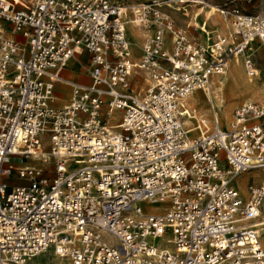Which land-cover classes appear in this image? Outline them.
Here are the masks:
<instances>
[{
    "label": "built area",
    "instance_id": "obj_1",
    "mask_svg": "<svg viewBox=\"0 0 264 264\" xmlns=\"http://www.w3.org/2000/svg\"><path fill=\"white\" fill-rule=\"evenodd\" d=\"M207 1L0 0V264L50 250L71 264H264V183L234 186L264 172V101L239 106L227 130L211 100L212 126L185 124L187 99L236 55L258 78L247 52L264 44V15L215 6L228 34L207 50L166 11ZM128 16L149 33L137 63ZM82 55L91 83L71 84L62 73ZM59 84L72 89L61 107ZM31 158L53 160L55 176ZM169 233L172 250L155 245Z\"/></svg>",
    "mask_w": 264,
    "mask_h": 264
},
{
    "label": "rangeland",
    "instance_id": "obj_2",
    "mask_svg": "<svg viewBox=\"0 0 264 264\" xmlns=\"http://www.w3.org/2000/svg\"><path fill=\"white\" fill-rule=\"evenodd\" d=\"M116 3H122L123 5L125 6H128L132 3H135L137 1H146V0H112ZM207 3L212 6V7H215V6H218V7H234V6H238L240 7L245 13H248V14H263L264 15V0H245L243 2H239L237 0H208ZM166 11L170 14L171 17H173V19L175 20L176 24H177V27L181 30H187V26L188 24H192V25H203L204 23H206V18L204 17L205 16V13L204 14H201L199 15L198 11L199 9H196V8H187L186 11L182 10L181 12H177V11H173V10H169V9H166ZM197 14L199 15L198 16V20L195 21V18L197 17ZM220 14L218 13V16ZM132 16H128V19L127 20H130ZM194 21V22H193ZM198 23V24H197ZM191 26V34L196 31L195 29H197L196 26ZM196 27V28H195ZM224 27V26H223ZM126 29H127V35L128 37L130 38V43H131V47H133V49L135 50L136 47L135 45L133 44V41L135 40V37L133 36L134 34L131 35V32L129 30V27L126 25ZM207 30H211L210 27H207L206 28ZM225 29V27H224ZM139 31L141 33V36H140V43H139V48H137V54L136 52L134 53L135 56L133 57L134 59V62L137 63L139 62V59L141 58V46H142V42L144 40V35H146V33L144 31H142V29L139 28ZM221 33V32H220ZM225 33H227L226 29H225ZM9 35H10V31H9ZM195 36V35H193ZM202 40H203V37L201 36L200 37ZM133 40V41H132ZM256 42L254 44V47H253V52H247L248 55H251L253 60L255 61V63L257 64V67L261 70L260 73L262 76H264V50H263V44L262 43H258ZM239 60H235L234 63L235 64H238ZM71 63H76L78 64V66L80 67V69L75 73H74V69H75V66ZM69 65V67L64 71V74L65 75H70V71H73L72 75H77L79 73H82V74H88V70L90 68V62H89V59L87 58V61L85 63V60L84 59H81L79 57H76L74 60H72ZM82 63H84V65H82ZM243 71L244 73H246V70H245V67L243 68ZM79 72V73H78ZM231 72V68H229L227 74L230 75L229 73ZM63 74V75H64ZM248 77L247 76V73L244 75V77ZM80 77L82 78V75H80ZM226 77L225 75L224 76H215L212 78L211 80V83H210V89L212 88L213 89V81L215 79H221V78H224ZM246 79V78H245ZM255 80V79H254ZM88 81H90V79H88ZM130 84H131V88L132 90L135 92V93H141L143 94L145 92V90H147L148 88V80L147 78L145 77V75H143L141 72H138V73H133L132 76L130 77ZM260 84H264V79L263 81H260ZM225 93H226V98H225V102H224V105H223V111H229V119L226 118V115L225 113H223V129H227V127H229V124L231 123L232 119H233V115H234V111L239 107L241 106L243 103L245 102H257V101H264V92H260V93H256V92H253V93H247V92H236L235 94L233 93H230L229 92V89L226 88L225 89ZM202 94V97H204V94ZM187 104V103H186ZM58 105V104H57ZM187 108L190 109L187 105ZM205 108V110H204ZM204 108L201 109L203 110L204 112L203 113H200L199 115V119L197 120H202V119H205L207 120V124L209 126H212L213 125V122H214V115H213V110L211 109V105H210V102H207L205 101L204 102ZM191 110V109H190ZM119 113H116V117L118 116ZM197 123L200 124V122L196 121ZM196 122L193 123V124H190V125H186L188 128H190V126H195L196 125ZM198 124V125H199ZM116 125V124H115ZM199 135V132L198 131H195L193 132V136H197ZM44 152H49V148L46 147L45 148V151ZM27 165H30V166H36V167H39V168H47V169H51V174H49V176H51L52 178L55 176V173H54V161L51 160L48 165H45L43 162L37 160V159H28ZM260 174H262L260 177H254V176H247L248 173H255V171H251V172H248V173H245L244 175L240 176V179H236L235 182H234V186L241 192V193H244L245 190L247 191V188H248V185L250 184H261L262 181H264V172L263 171H258ZM261 178V179H260ZM263 179V180H262ZM11 185H14V184H20V181L19 180H15V179H12L11 180ZM143 207L145 208L146 211H153V212H161L163 210V206L162 205H157L156 207L154 206H149L147 204H144ZM172 239V235L169 233L167 234L165 237H163L162 239H159L157 241H155V245L158 246V247H161V248H168L170 247L171 245L168 243L170 240ZM172 247V246H171ZM58 256H56L54 253H47L45 255H40L38 256L36 259H33L31 261L28 262V264H57L56 261L58 260V258H56ZM67 259V258H66ZM67 262L69 264H71L70 260L67 259ZM61 264H67L65 262H61Z\"/></svg>",
    "mask_w": 264,
    "mask_h": 264
},
{
    "label": "bare ground",
    "instance_id": "obj_3",
    "mask_svg": "<svg viewBox=\"0 0 264 264\" xmlns=\"http://www.w3.org/2000/svg\"><path fill=\"white\" fill-rule=\"evenodd\" d=\"M212 10H216V12L218 13V10L216 7H208L205 8L203 10L198 11L199 15L204 14L205 13V20H206V24L205 25H201L200 28L202 29V32L204 33V35L206 37H204L203 39V46L207 49V50H211L212 49V42H213V34L216 31H208L206 29V25H209L210 23H214L215 21L213 20V18H211V13ZM197 14V16H199ZM128 19V17H127ZM126 25L129 27V30L131 32V35L134 34L133 36L135 37V40L133 41V44L135 45L136 49L134 50V52H137V48H139V43H140V36L141 33L139 31V28L137 27L136 24L133 23L132 18L130 20H126ZM4 26H0V29H4ZM200 29V31H201ZM127 30V29H126ZM128 36V35H127ZM129 38V37H128ZM140 38V39H139ZM130 42V40H129ZM131 44V43H130ZM264 45V44H263ZM253 47L254 44L250 46V48L248 49L249 52H253ZM263 50H264V46H263ZM244 58L245 55L243 54H238L235 57L232 58V61L228 67L231 68V72L229 73L230 75L227 74L228 70L225 73L224 78L221 79H215L213 81V89H210V86L205 89L206 91H196L195 93H192V95L187 99V105L188 107L191 109H189V117L185 120V124L186 125H190L195 123L196 121L198 122H204L207 123V120L202 119V120H197L199 119L198 117L200 116V113H203L204 111L201 110L204 108V102L207 101L209 102V100L212 101L214 107H215V111L217 114V117L219 119L220 122V126L223 129V113H225L226 118L229 119V111H223V105L225 102V98H226V93H225V89L228 88L230 93L235 94L236 92H247V93H253L256 92L257 94L260 92H264V84H260V81H263L264 76L261 75V73L259 72V76L257 79H250L249 77H244V75L246 73H244L243 68H244ZM239 60L238 64H235L234 61L235 60ZM224 76V75H223ZM246 78V79H245ZM204 94V97H202V94ZM205 110V108H204ZM205 113V112H204ZM199 123L196 122L195 126H190L189 129H192V131H194L195 129H197ZM115 125V124H114ZM228 129V128H227ZM227 129H223V130H227ZM262 174H260L258 171H255V173H248L247 176H254V177H260ZM264 177V176H263ZM240 179V177L237 178V180ZM261 179V178H260ZM263 180V179H262ZM264 183V182H262ZM246 191V190H245ZM244 195H246L245 193H243ZM157 205H155L156 207ZM154 207V206H153ZM169 250H172V247H168ZM48 252H52V250L48 251ZM47 252V253H48ZM46 254V253H45ZM60 258V257H59ZM36 259V258H33ZM31 259V260H33ZM62 260H67L66 258H60ZM29 260V261H31ZM28 261V262H29ZM61 260H57L56 263L57 264H61ZM63 263V262H62ZM28 264V263H27Z\"/></svg>",
    "mask_w": 264,
    "mask_h": 264
},
{
    "label": "crops",
    "instance_id": "obj_4",
    "mask_svg": "<svg viewBox=\"0 0 264 264\" xmlns=\"http://www.w3.org/2000/svg\"><path fill=\"white\" fill-rule=\"evenodd\" d=\"M193 8H196V7H193ZM197 9V8H196ZM200 11V10H199ZM211 18H213V20L215 21L214 23H210L209 25H206V28L207 27H210V29L211 30H208V31H216V32H218V33H220L221 32V34H225V35H227L228 34V27L226 26V24H225V22H224V20H223V18L221 17V15H219L218 16V13L216 12V10H212V13H211V16H210ZM198 20V16L195 18V21H197ZM194 22V21H193ZM198 24V23H197ZM206 23H204L203 25H205ZM5 25V27L6 26H8V25H6L4 22H2V21H0V26L2 27V26H4ZM190 25L191 26H194V25H192L191 23H190ZM196 27H197V32L195 31L194 32V34L192 33V35H195V36H198L199 37V39H201L200 37L202 36L203 37V39H204V37H206L205 35H204V33L202 32V29L200 28V24H198V25H195ZM225 27V29H226V31H227V33H225V29H224V27ZM195 27V28H196ZM200 29H201V31H200ZM143 31V30H142ZM145 32V31H144ZM146 33V35H144V34H142L143 36H144V40H145V38L149 35V33H147V32H145ZM190 33H191V30H190ZM129 40H130V38H128ZM144 40H143V42H142V45H143V43H144ZM202 40V39H201ZM202 42H203V40H202ZM259 43V42H258ZM257 43V44H258ZM256 45V44H255ZM132 48V51L134 52V49H133V47H131ZM141 51H142V46H141ZM135 53V52H134ZM133 53V55L135 56V54ZM133 56V57H134ZM79 58H81V59H84L85 60V63H86V61H87V58L88 57H86V55H82V56H79ZM71 63V62H70ZM71 64H73L74 66H75V69H74V73H75V71L77 72L79 69H80V67L78 66V64H76V63H71ZM70 65V64H69ZM82 65H84V63H82ZM69 67V66H68ZM259 69V68H258ZM66 70V69H65ZM64 70V71H65ZM64 71H63V73H62V77L65 79V80H67L69 83H71V84H90L91 83V79H90V75H89V73L88 74H82V73H79V74H77V75H72V73H73V71H70L71 73H70V75H65L64 74ZM261 70L259 69V72H260ZM88 72H89V70H88ZM64 74V75H63ZM80 75H82V78L80 77ZM88 79H90V81H88ZM56 93L59 95V96H62V98H60L59 100H58V102H57V104H58V106H64V105H67L69 102H70V97H71V93H72V89H71V87H70V85H66V84H59L58 86H57V88H56ZM262 182H264V181H262ZM22 183H24L23 181H20V184H22ZM245 194L247 193V191H245L244 192ZM48 253H52V252H48ZM47 254V253H46ZM43 255H45V254H43ZM56 258H58L59 260H61L62 262H65V263H67V264H69L68 262H67V260H62V259H60L59 257H56Z\"/></svg>",
    "mask_w": 264,
    "mask_h": 264
}]
</instances>
